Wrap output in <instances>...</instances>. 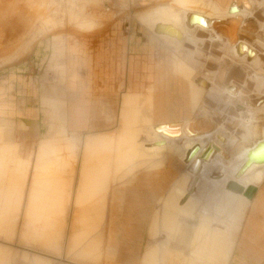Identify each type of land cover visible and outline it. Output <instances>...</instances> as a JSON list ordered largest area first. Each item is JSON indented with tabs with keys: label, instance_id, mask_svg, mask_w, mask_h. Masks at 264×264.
Returning <instances> with one entry per match:
<instances>
[{
	"label": "rangeland",
	"instance_id": "374dc122",
	"mask_svg": "<svg viewBox=\"0 0 264 264\" xmlns=\"http://www.w3.org/2000/svg\"><path fill=\"white\" fill-rule=\"evenodd\" d=\"M244 1L246 23L253 20L259 28L230 46L195 24L200 16L216 17L212 2L0 0V76L17 64L25 73L30 69L43 88L38 102L46 117L43 131L49 126L39 142L24 137L34 132L21 125L18 141L0 145V264H264V257L235 254L251 206L244 193L264 184V179L252 181V174L243 178V170L235 168L264 143V110L257 114L240 103L249 95L264 102V0ZM177 20L186 41L175 43L153 32L157 22ZM133 31L143 45L156 41L151 71L163 75L154 83L141 70L137 78L142 80H131L140 83V93L146 94L141 96L126 95L133 85L121 37ZM75 44L82 45L68 56ZM34 53L40 58L37 69ZM142 54L136 59L143 68L147 53ZM90 57L92 76L85 65L79 71ZM152 83L165 94L167 113L160 125L154 122ZM188 93L195 94L192 107L185 104ZM130 96L135 100L126 106ZM188 118L212 124L205 146L168 126ZM13 130L12 123L0 124L1 144L6 136L16 137ZM155 141L160 153L145 152ZM209 145V157L200 160ZM196 146L201 153L187 161ZM216 171L223 174L219 180ZM12 178L18 180L16 191Z\"/></svg>",
	"mask_w": 264,
	"mask_h": 264
},
{
	"label": "crops",
	"instance_id": "0c3cea01",
	"mask_svg": "<svg viewBox=\"0 0 264 264\" xmlns=\"http://www.w3.org/2000/svg\"><path fill=\"white\" fill-rule=\"evenodd\" d=\"M178 1V0H177ZM199 2H212L217 3L221 7H223V10H226L227 8H224V3H227L229 0H196ZM226 7V6H225ZM230 7L228 8V10ZM132 31V30H131ZM130 36L128 37H121L123 42V48L122 49V57L124 58V66L126 74L128 75V78H130V83L133 86L129 88V91L126 95L132 94H140V95H146L140 93V83L138 86L135 83H132V81L137 80L140 81L142 78H137V75L141 74V70L145 71L143 74H146V80L153 81L154 83L162 81L161 75L157 76L155 73L151 71V66L153 65V59L155 58L157 44L156 41L149 40L148 43L150 44H142L141 38L137 39V33L133 31L132 33H129ZM144 36V35H143ZM146 37V36H144ZM156 37V36H155ZM157 38V37H156ZM140 39V40H139ZM82 44H78L75 46H71L68 48V56L70 55V50H74V52H78L79 48ZM86 45V44H85ZM87 46V45H86ZM105 51L108 53L107 57L110 59L113 58V55L110 54L109 48H106L102 45ZM99 46V47H100ZM97 48V50L99 49ZM88 48V47H87ZM38 50V48H37ZM92 54L95 52H92L91 49H89ZM40 54L42 49H39ZM142 53H147V58L144 62V66H140L139 60L136 58H140L139 55ZM143 55V54H142ZM87 59L82 66L80 67L79 71L85 70L83 65L87 66L85 71H87L90 76L94 75L96 70L93 68V58ZM127 58V61H126ZM39 59L34 53L33 62L35 63L34 68L37 69V63L39 62ZM25 64L24 66H26ZM109 61L105 62L104 67L102 69V74H104L106 67H108ZM19 67L11 68L7 70V74L0 76V124L5 123H12L16 137L12 134L9 137H5L1 146L3 145H13L14 139L15 141H18V132L17 127L23 125L25 128H28L32 130L34 133L26 132L24 134V137H30V135L33 137V139L37 138V141L39 142L41 140V137L45 136V132H48L49 126L46 129V131H43V128L46 126L44 124L45 122V116L42 115L41 106L38 105V102L40 101L41 95L43 93V88H40V85L35 83V78L32 77L28 69V72L25 73L24 70H21L20 68L23 67V64H17ZM13 70V71H12ZM123 73V72H122ZM80 75V73H79ZM125 75V72L123 73ZM19 78V79H13L12 78ZM23 78V79H21ZM79 79H82L81 76ZM21 80V81H20ZM24 80V81H23ZM132 80V81H131ZM82 81V80H81ZM142 83V81H141ZM155 85V93H157V101L155 103V119L154 122L157 120L158 124L160 125L162 123L161 115L167 113V107L166 102H164V91L163 90H157L156 84ZM125 82L123 81L120 85V87H124ZM150 86V85H149ZM148 86V89H149ZM131 89V90H130ZM147 89V90H148ZM148 92V91H147ZM107 97V95H105ZM75 109V115L78 119V125L80 124L79 120V112L77 111L75 105L73 106ZM76 119V118H75ZM28 130V131H30ZM13 140V142H12ZM8 141V144L6 143ZM2 142V141H1ZM24 160V159H23ZM27 186V185H26ZM264 238V184L258 189V192L251 202V206L248 212L247 221L246 224L241 232V236L238 240V246L236 249L235 254L238 257H264V241L261 239ZM260 240V241H259ZM250 248V249H249ZM251 252H257V253H251Z\"/></svg>",
	"mask_w": 264,
	"mask_h": 264
},
{
	"label": "bare ground",
	"instance_id": "6f19581e",
	"mask_svg": "<svg viewBox=\"0 0 264 264\" xmlns=\"http://www.w3.org/2000/svg\"><path fill=\"white\" fill-rule=\"evenodd\" d=\"M251 1V0H250ZM198 2V1H197ZM244 0H231V3L230 5L224 7V8H227L226 10H223L219 4L217 3H209V2H206V3H209V4H214V8L213 10L215 11L216 14V17H211V16H200V19L199 18H196L195 19V24L196 25H201L204 27L206 33L210 34L211 37H213V39H216V40H228L229 41V45L230 46H233L234 43L232 42H237L238 44L240 43L239 41V37H243L245 35H249L250 33H254L256 34V31H257V28H259V26L257 25V23L255 24L253 22V20H251L249 22V24L246 23V20H247V15L245 13L247 12H244L246 10V8H244ZM199 3V2H198ZM156 4V3H155ZM246 4V3H245ZM249 4V3H248ZM207 5V4H206ZM251 6V5H250ZM230 7V9L228 10V8ZM190 8V7H189ZM187 9V8H186ZM76 10V9H75ZM207 10V9H206ZM210 12V10H209ZM211 13V12H210ZM209 13V14H210ZM157 14V13H156ZM160 14V13H159ZM158 14V15H159ZM164 14V13H163ZM212 14V13H211ZM164 16V15H163ZM221 16V17H219ZM174 17V16H172ZM169 18V17H168ZM164 19H166L164 17ZM179 19V18H178ZM202 19V20H201ZM167 20V19H166ZM79 21V20H78ZM179 20H177L178 22ZM86 22V21H85ZM176 22V20H175ZM176 24V23H175ZM175 24H172L171 22H167V21H161V22H157L156 26L154 27V30L153 32L155 34H157V37L161 38V39H166V40H169V41H172V42H175V43H181V41L185 40V32L181 31V29L179 28V22L175 25ZM181 27V26H180ZM159 28V30H157ZM242 30H245V31H242ZM187 31V30H186ZM249 33H247V32ZM235 32H239L238 34H235L234 36V33ZM246 32V33H245ZM156 36V35H155ZM186 41V40H185ZM226 44V43H225ZM236 45V44H235ZM238 47V46H237ZM236 47V48H237ZM235 49V48H234ZM255 53H251L250 57H254ZM225 70V69H224ZM189 71V70H188ZM218 71V70H217ZM264 73V71H263ZM177 74V73H176ZM189 81V80H188ZM193 84V83H192ZM200 84V83H198ZM196 84V85H198ZM208 85V84H207ZM151 86V85H150ZM202 86V85H201ZM199 87V86H198ZM205 87V85H204ZM203 87V88H204ZM209 88V87H208ZM187 89V88H185ZM186 91V90H184ZM188 91V90H187ZM186 91V92H187ZM190 92V91H189ZM205 92V91H204ZM151 93V92H150ZM185 93V92H184ZM138 95V94H137ZM152 95V94H151ZM189 99H187L186 97H182V98H186V100H189L186 102L185 100V104L186 106H190L192 107L191 105H193V103L191 102L192 98H194L195 94L193 93H188V94H185ZM141 96V95H140ZM184 96V94H183ZM144 97V96H143ZM181 97V96H180ZM127 98V97H126ZM138 98V97H137ZM149 98V97H148ZM147 98V99H148ZM142 99V97H141ZM191 99V100H190ZM135 100V97H128L125 101V105L126 104H131L133 103V101ZM138 100V99H137ZM150 100V99H149ZM143 103V102H142ZM148 103V102H147ZM146 103V104H147ZM180 103V102H179ZM240 103L243 104V106H245V108H247L248 110L249 109H254V112L257 111V114L260 112L262 113L261 111L264 110V105L262 103H264L263 101L262 102H259V99L256 101L255 98H253V96H244L243 99L240 100ZM177 104V103H176ZM183 104V103H182ZM182 104H181V109H182ZM178 105V104H177ZM196 105V104H195ZM127 106V105H126ZM138 106V105H137ZM175 106V105H174ZM151 107V106H150ZM174 108V107H173ZM145 109V108H144ZM181 109H179L181 111ZM141 110V108H140ZM186 110V109H185ZM148 111V110H147ZM177 111V110H176ZM175 111V112H176ZM253 111V110H252ZM133 112V111H132ZM183 112V110H182ZM124 113V112H123ZM130 113V112H129ZM153 113V112H152ZM174 113V112H173ZM178 113V112H177ZM172 114V113H171ZM176 113H174L175 115ZM264 114V112L262 113ZM261 114V115H262ZM260 115V114H259ZM124 116V115H123ZM177 116V114L175 115ZM126 117V116H125ZM136 118V117H135ZM152 119V118H151ZM154 119V118H153ZM140 120V119H139ZM187 121L185 122H172L170 123V125H168L172 130L174 131H179L178 133L181 135V136H184L186 139H188L189 141L191 142H195V143H198L200 144V147L201 146H205V144L207 143V140L209 138V136L211 135V133H208L210 132L211 128L213 127L211 123H207L205 121H196V120H191L190 118L186 119ZM208 121V120H207ZM124 122V121H122ZM131 122V121H130ZM133 122V121H132ZM141 122V121H140ZM143 122V121H142ZM6 124V123H5ZM21 127V126H20ZM263 127V126H262ZM160 129L162 128H158V126H155L153 128L156 136L157 135H161V132L159 131ZM152 130V131H153ZM2 131V130H1ZM134 132V131H133ZM140 132V131H139ZM153 132V133H154ZM132 133V132H131ZM138 134V133H137ZM213 134V133H212ZM126 135V134H125ZM262 135L264 136V129H262ZM78 136V135H77ZM155 136V137H156ZM113 138V137H112ZM129 138V137H128ZM132 138V137H131ZM136 138V137H135ZM262 138V136H261ZM260 138V139H261ZM98 140H101L98 138ZM108 140H106L105 142H107ZM100 142V141H99ZM109 142V141H108ZM264 142V141H263ZM68 143V142H67ZM104 143V142H103ZM102 143V144H103ZM111 143V142H109ZM101 144V146H102ZM112 144V143H111ZM215 144V143H214ZM61 145V144H60ZM110 145V144H109ZM161 143H158V141H155L154 143H150V144H147V148L145 150L148 151L149 153L151 152L152 154L153 153H156L155 155H157L158 153H160L161 151V148H157L158 146H160ZM208 145V144H207ZM211 145V144H210ZM203 152V154L201 155L200 157V160H206L211 151H212V146H210ZM258 145V144H256ZM263 145V146H262ZM56 146V145H55ZM134 146V145H133ZM216 147H218L217 145H215ZM260 146H262L261 148H259ZM88 148H91V146H87ZM94 147H97L96 145ZM100 147V146H99ZM104 147V145H103ZM200 147L199 146H196L194 147L193 149H191V151L188 152L187 154V161L189 160V162L193 161V159L199 154L201 153V150H200ZM216 147H213L215 149H217ZM5 148V147H4ZM128 148V147H127ZM145 148V147H144ZM205 148V147H204ZM16 149V148H15ZM101 149V147H100ZM214 149V151H215ZM103 150V148L101 149ZM105 150V149H104ZM218 150V149H217ZM250 150V149H249ZM88 151L93 152L91 151V149ZM100 151V150H98ZM139 151V150H138ZM203 151V150H202ZM251 151V150H250ZM104 152V151H103ZM112 152V151H111ZM119 152V151H118ZM143 152V150H142ZM141 152V153H142ZM143 152V153H145ZM89 153V152H88ZM252 153V152H251ZM111 154V153H110ZM113 154V152H112ZM261 154H264V143H261L259 144L258 146H256L255 149H253V153L251 154V156L249 155L248 153V156L249 157V161L247 163V160H244L242 163H240V165L236 166L235 168L238 169V171H242L241 172V176L243 178H246L252 174L253 175V179L252 181H262L264 179V161H255L254 160V157L255 156H258V155H261ZM87 155V154H86ZM85 155V156H86ZM104 155V153H103ZM154 155V154H153ZM220 155V154H219ZM88 156V155H87ZM91 156V155H90ZM93 156V155H92ZM113 156V155H112ZM140 157V155H139ZM222 157V156H221ZM112 158V157H111ZM248 158V157H247ZM92 159V158H91ZM123 159V158H122ZM127 159V158H126ZM89 160V159H88ZM12 161V160H11ZM131 161V160H130ZM15 162V161H14ZM84 162H87V161H84ZM222 162V161H221ZM1 163V162H0ZM89 163V162H88ZM84 166V165H83ZM85 167V166H84ZM94 167V166H93ZM98 167V166H97ZM105 167V166H104ZM19 168V167H18ZM86 168V167H85ZM85 168H84V171H85ZM89 168V167H88ZM87 168V169H88ZM96 168V167H95ZM94 168V169H95ZM219 168V167H218ZM105 169V168H104ZM96 170V169H95ZM103 170V169H102ZM100 169V171H102ZM16 171V170H15ZM90 171V169H89ZM92 171V170H91ZM97 171V170H96ZM121 171V170H120ZM227 171V170H226ZM95 172V171H93ZM93 172L91 174H93ZM107 172V171H106ZM214 172V171H213ZM8 173V172H7ZM89 174V172H87ZM89 174V175H91ZM215 175L217 174V171L214 173ZM12 175V174H11ZM59 175V174H58ZM86 175V174H85ZM85 175H82L84 176V178L86 177ZM88 175V176H89ZM223 174H218L216 175L215 177L218 178V180L221 178ZM13 176V175H12ZM19 176V175H18ZM17 177V176H16ZM214 177V178H215ZM220 177V178H219ZM14 178V177H13ZM12 178V182L10 183L11 180H9V184H10V187L11 189H15L14 191H16V185L18 184V180L17 178L15 180H13ZM21 180V179H20ZM19 180V181H20ZM45 180V179H44ZM4 181V180H3ZM22 181L24 183V186H26V183H27V178L26 177H23L22 178ZM36 181V180H35ZM34 181V182H35ZM21 182V181H20ZM220 182V181H219ZM4 182H2V185H3ZM9 184L7 186H9ZM36 184V183H35ZM69 184V183H68ZM19 185V184H18ZM17 185V187H18ZM50 185V184H49ZM83 185V183H82ZM4 186V185H3ZM15 186V187H13ZM22 186V185H21ZM20 186V187H21ZM19 187V188H20ZM3 188V187H1ZM22 188V187H21ZM250 188H254V187H249L246 192L250 189ZM83 189V188H82ZM257 189V188H256ZM18 190V189H17ZM229 190L231 191H236L237 193H241V191L231 187ZM1 191V190H0ZM6 191V190H5ZM21 193V191H19ZM22 192H23V189H22ZM245 192V193H246ZM257 192H258V189H257ZM8 192H6V195H7ZM11 193H14V192H11ZM10 193V194H11ZM16 193V192H15ZM19 193V194H20ZM245 193H244V198L247 199L248 201L252 202L253 200H250L248 199L246 196H245ZM5 194V193H4ZM18 194V195H19ZM33 194V193H32ZM257 194V193H256ZM13 195V194H12ZM11 195V196H12ZM187 195L186 197H188V194H185ZM10 196V197H11ZM14 196V195H13ZM12 196V197H13ZM256 196V195H255ZM9 197V198H10ZM11 197V199H12ZM67 197V196H66ZM186 197L184 198L185 201H183L184 203L187 202V199ZM255 198V197H254ZM253 198V199H254ZM6 199V198H5ZM10 199V200H11ZM4 200V199H2ZM17 200H18V197H17ZM34 201V199H32ZM7 200H5L6 202ZM32 201V202H33ZM3 202V201H2ZM9 203V202H8ZM16 203L18 204V202L16 201ZM21 203V202H19ZM78 203H79V198H78ZM10 209V208H8ZM1 225V224H0ZM202 237V236H201Z\"/></svg>",
	"mask_w": 264,
	"mask_h": 264
},
{
	"label": "water",
	"instance_id": "95a60500",
	"mask_svg": "<svg viewBox=\"0 0 264 264\" xmlns=\"http://www.w3.org/2000/svg\"><path fill=\"white\" fill-rule=\"evenodd\" d=\"M191 22H192V20H191ZM157 30H159V28H158ZM262 146H263V145H262ZM262 146H260L259 148H261ZM254 160H255V161H264V154H261V155L255 156V157H254ZM231 187H235V186H233V185H229L228 188L230 189ZM237 189L239 190V188H237ZM256 193H257V189H256V188H250V189L245 193V196H246L248 199L253 200V198L255 197Z\"/></svg>",
	"mask_w": 264,
	"mask_h": 264
}]
</instances>
